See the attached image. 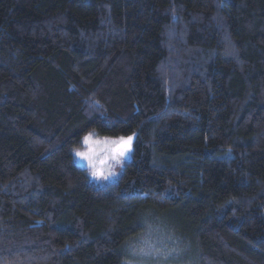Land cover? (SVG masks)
<instances>
[{"label":"trees","instance_id":"trees-1","mask_svg":"<svg viewBox=\"0 0 264 264\" xmlns=\"http://www.w3.org/2000/svg\"><path fill=\"white\" fill-rule=\"evenodd\" d=\"M89 133L134 137L106 188ZM162 218L264 264V0H0V264H124Z\"/></svg>","mask_w":264,"mask_h":264},{"label":"rangeland","instance_id":"rangeland-1","mask_svg":"<svg viewBox=\"0 0 264 264\" xmlns=\"http://www.w3.org/2000/svg\"><path fill=\"white\" fill-rule=\"evenodd\" d=\"M85 136H87L88 141L85 142L82 138L80 146L73 151L74 163L78 167L86 170L89 180L95 186L98 188H106L120 178L124 167L131 160L134 137L128 146L129 150L125 152L123 157H120L121 165L117 167L112 156L121 147V140H126L128 137H101L94 133H89ZM77 152L85 154L88 158H84V155L77 156ZM93 171L97 172L98 176L93 177L90 175ZM173 241L185 246V251L176 259L175 264H196L193 247L181 235L177 224L169 219L162 218L151 223L144 233L136 237L133 242L141 245L147 251H151L153 248H162L165 245L170 247L175 246ZM125 252L128 255L126 249ZM130 257L128 255V261L142 258ZM124 264H128V262L125 260Z\"/></svg>","mask_w":264,"mask_h":264},{"label":"clouds","instance_id":"clouds-1","mask_svg":"<svg viewBox=\"0 0 264 264\" xmlns=\"http://www.w3.org/2000/svg\"><path fill=\"white\" fill-rule=\"evenodd\" d=\"M86 137L87 136H83L82 138L85 140ZM122 150L124 151L125 154V152L128 151L129 149L128 148L122 149L120 147L116 150L115 154L112 156V159L115 162V166L117 167L121 165L120 157L124 156L120 154ZM70 151L72 150L70 149ZM90 175L96 177L98 176V173L93 171L90 173ZM173 243L175 244V246L170 247L168 245H165L162 248H153L151 251H147L141 245L134 243L133 241H128L125 246L128 255L135 257H142L139 260H130L128 261V264H175L176 259L185 251V246L177 244L175 241H173Z\"/></svg>","mask_w":264,"mask_h":264},{"label":"snow or ice","instance_id":"snow-or-ice-1","mask_svg":"<svg viewBox=\"0 0 264 264\" xmlns=\"http://www.w3.org/2000/svg\"><path fill=\"white\" fill-rule=\"evenodd\" d=\"M132 140H133V136H129L126 140L122 139V140H121V148H122V149H124V148H128V146H129V144H130V142H131ZM87 141H88V138L86 137V138H85V142H87ZM120 154H121V155H124V151L122 150ZM76 155H77V156H82V155H84V158H88L85 154H82V153H80V152H77Z\"/></svg>","mask_w":264,"mask_h":264}]
</instances>
